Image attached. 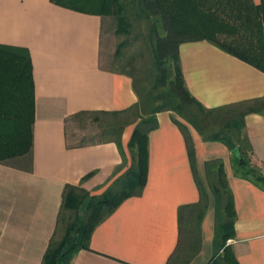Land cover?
Returning a JSON list of instances; mask_svg holds the SVG:
<instances>
[{"label":"crops","instance_id":"1","mask_svg":"<svg viewBox=\"0 0 264 264\" xmlns=\"http://www.w3.org/2000/svg\"><path fill=\"white\" fill-rule=\"evenodd\" d=\"M106 19L52 0H0V44L29 50L35 82L33 156L0 162V264H42L51 240L61 235L65 186L101 194L126 170L116 173L123 158L115 141L84 140L72 119L82 110H124L138 101L133 78L105 65ZM180 57L189 89L206 107L264 98V71L208 40L182 43ZM173 115L157 114L143 193L102 221L90 249L79 250L72 264H167L178 248L186 251L180 207L199 201L200 190ZM246 123L253 161L264 171V112L249 113ZM187 124L206 186V161L225 162L237 212L235 237L228 241L235 257L240 264H264V189L235 175L225 143L205 141ZM131 131L127 126L122 137L129 163ZM209 194L201 247L188 264H208L213 256L215 199Z\"/></svg>","mask_w":264,"mask_h":264},{"label":"trees","instance_id":"2","mask_svg":"<svg viewBox=\"0 0 264 264\" xmlns=\"http://www.w3.org/2000/svg\"><path fill=\"white\" fill-rule=\"evenodd\" d=\"M52 1L77 10L115 16L117 32L125 35L132 33L138 21H146L148 33L142 43L149 56L137 68L134 58L126 53L129 44H136L129 38L118 45L113 59L114 69L133 78L138 95L134 105L117 111L82 110L72 116L82 128L89 121H97L102 127L101 139L115 141L121 151L123 161L116 173L125 167L126 170L101 194H91L81 185L65 186L60 224L67 212H75L76 216L65 224L63 232L60 225L61 235L51 240L42 264H72L79 250L90 249L96 227L127 198L143 193L149 168V135L159 126L157 114L161 111L175 113L173 119L186 137L200 190L199 201L180 207L181 238L186 251L178 248L167 262L188 264L201 247V224L209 207L210 194L199 174L187 123L194 126L205 141H221L232 151L239 147L242 158L232 154L235 175L264 189V171L253 161L254 148L246 123L249 113L264 112V98L206 107L187 85L180 46L185 42L208 40L264 71V0ZM131 65L138 75L131 71ZM106 117L112 118L103 120ZM133 122L136 125L129 141V163L122 137L125 127ZM34 123L35 82L31 54L22 46L0 44V162L32 158ZM205 168L215 199L214 252L208 264H240L228 243L235 237L237 212L225 162L223 158H213L206 161ZM87 196L91 201L81 213L80 206Z\"/></svg>","mask_w":264,"mask_h":264},{"label":"rangeland","instance_id":"3","mask_svg":"<svg viewBox=\"0 0 264 264\" xmlns=\"http://www.w3.org/2000/svg\"><path fill=\"white\" fill-rule=\"evenodd\" d=\"M260 0H258L259 2ZM138 25L133 31L132 33H130V35H125V34H121L117 32V20L115 18V16H111V15H107V19L105 22V49L103 51L104 55H105V65L109 66V67H114L115 65L113 64V59L115 57V53L117 50L118 45L122 42L125 41L127 39H131L133 42H135L136 44L131 45L129 44L126 50V53L128 54V57H133L134 58V64L135 66H137V68H139L140 66H142L145 62V58L147 59V56H149V54L147 53V50H145V47L143 46V41L142 39H146L145 35L147 37V33H148V24L146 21L141 20L138 21L137 24ZM135 25V26H136ZM132 65H131V71H135V74L138 75V71L137 69H132ZM112 117H106L103 120H110ZM123 118V117H122ZM122 123V122H121ZM130 125V129H132L130 137H129V141L132 137L136 122L130 123L127 126ZM132 125V126H131ZM75 128V131L77 133H81L84 134L86 136L85 139H92V137H99L101 138L100 132H102V127L101 125L99 126V123L97 121H89V123L87 124V126H85L84 128L80 127L79 125H75L73 124ZM126 126V127H127ZM125 127V128H126ZM72 130V127H71ZM73 131V130H72ZM125 131V129H124ZM123 131V134H124ZM129 141L127 144V149H128V154L131 157L130 151H129ZM207 187L210 191V185L209 182L207 181ZM211 193V191H210ZM212 195V193H211ZM85 211V210H84ZM83 211V212H84ZM82 212V213H83ZM73 216H76L75 212L72 213H66L64 215V220L63 222H61V228H62V232L63 229L65 228L64 226H66L65 224H67L68 222H70V220L73 218Z\"/></svg>","mask_w":264,"mask_h":264},{"label":"water","instance_id":"4","mask_svg":"<svg viewBox=\"0 0 264 264\" xmlns=\"http://www.w3.org/2000/svg\"><path fill=\"white\" fill-rule=\"evenodd\" d=\"M233 153L235 154V156H236L237 158H239V159L242 158L241 150H240L239 147H235V148L233 149ZM90 201H91V197H90V196H87V197L85 198V200L83 201V203L81 204V206H80V212H81V213L87 208V206L89 205Z\"/></svg>","mask_w":264,"mask_h":264}]
</instances>
